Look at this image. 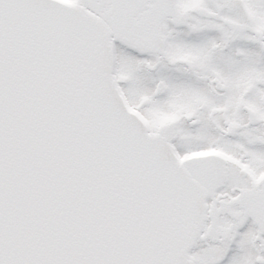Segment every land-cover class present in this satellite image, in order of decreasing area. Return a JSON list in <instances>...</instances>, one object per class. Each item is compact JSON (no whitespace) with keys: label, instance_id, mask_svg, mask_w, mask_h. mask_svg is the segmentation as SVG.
<instances>
[{"label":"snow or ice","instance_id":"1","mask_svg":"<svg viewBox=\"0 0 264 264\" xmlns=\"http://www.w3.org/2000/svg\"><path fill=\"white\" fill-rule=\"evenodd\" d=\"M0 264H264V0H0Z\"/></svg>","mask_w":264,"mask_h":264}]
</instances>
